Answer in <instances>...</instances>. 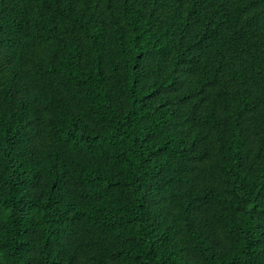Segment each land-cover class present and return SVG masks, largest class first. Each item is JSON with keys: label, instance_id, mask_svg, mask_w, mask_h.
Instances as JSON below:
<instances>
[{"label": "trees", "instance_id": "trees-1", "mask_svg": "<svg viewBox=\"0 0 264 264\" xmlns=\"http://www.w3.org/2000/svg\"><path fill=\"white\" fill-rule=\"evenodd\" d=\"M0 264H264V0H0Z\"/></svg>", "mask_w": 264, "mask_h": 264}]
</instances>
